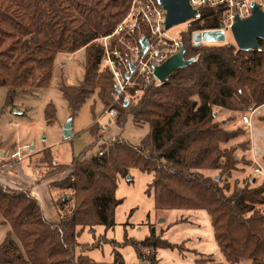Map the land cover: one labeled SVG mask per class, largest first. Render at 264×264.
Listing matches in <instances>:
<instances>
[{
	"label": "trees",
	"instance_id": "16d2710c",
	"mask_svg": "<svg viewBox=\"0 0 264 264\" xmlns=\"http://www.w3.org/2000/svg\"><path fill=\"white\" fill-rule=\"evenodd\" d=\"M130 0H0V86L7 88L5 104L27 90L48 88L57 53L85 50V68L77 86L61 84L59 90L74 116L97 88L105 106L113 90L110 73L99 74L102 47L97 40L112 31L124 16ZM212 10L193 21L180 41L184 58L195 60L176 68L159 86H150L116 105L115 123L122 127L127 115L134 124L146 123L148 133L138 145L115 138L99 145L95 155L73 156L58 170L69 175L49 187L67 191L55 201L59 223H48L29 189H12L0 182V214L8 231L0 243V264H123L96 262L82 254L77 227L114 225L118 176L129 169L151 173L147 191L153 193L156 209L204 210L210 217L213 237L225 262L199 264H264V180L229 191L227 185L206 176L202 170L230 172L241 160L235 149L224 148L244 134L242 127L226 129L215 120V108L235 112L264 103V39L258 48L240 50L235 44H202L196 31L219 29ZM51 123L55 109L44 110ZM235 118V117H233ZM227 123V120H225ZM93 133L92 129L90 130ZM247 141L239 146L246 147ZM34 157L29 164L52 167L51 153ZM38 158V159H37ZM220 158L226 159L220 163ZM58 171V172H60ZM138 262L156 264L141 251L172 248L174 244L150 235L129 241Z\"/></svg>",
	"mask_w": 264,
	"mask_h": 264
},
{
	"label": "rangeland",
	"instance_id": "374dc122",
	"mask_svg": "<svg viewBox=\"0 0 264 264\" xmlns=\"http://www.w3.org/2000/svg\"><path fill=\"white\" fill-rule=\"evenodd\" d=\"M185 29L186 25L181 23L172 27L170 33L177 35L179 32L185 31ZM206 34H212V39L204 41L203 37ZM193 36L196 42L202 44L226 45L235 43L230 29L225 28L196 31ZM95 41L100 43L99 40ZM104 65L101 66L99 64V74L107 71ZM84 68V49L57 53L49 87L27 90L29 93H26L27 91L22 92L13 101V106L10 105L14 107L10 115L13 121L22 122L17 128L19 132L18 144H28L25 149V156L34 152L29 149L30 146L35 148L45 147L36 155H32L33 158H44L45 155H41L44 150H48L51 153V165L53 164L57 171L50 173L52 167L42 164V167L37 169V173L33 174L38 175L37 181H35L36 184H39V187H48L53 206L59 215V220L60 214L55 206V201L56 199L59 200L67 191L58 187L51 189L49 185L62 181L70 173V170H58L59 166L69 163L73 156L82 152L85 158L95 155L99 145L110 139L118 138L130 144L138 145L149 130V126L146 123L134 124L131 115H127L122 127L118 126L115 123L119 116V111L116 107L118 116L111 123L107 122V131H101L99 125L96 124L97 118L110 104H121L123 97L118 98V101H116L113 99L111 91H109L110 104L105 106L99 98V90L97 88L79 111L72 116L68 110L67 101L59 90V86L61 84L77 86L83 79ZM6 90V87L0 86V109L5 101ZM142 91H139L133 97ZM124 95L128 99L130 98L127 94ZM48 103H51L55 109V116L51 123L46 121L44 115V110ZM10 106L7 108L10 109ZM248 110L249 108L246 111L235 112L217 107L215 108L214 122H218L226 129L235 128L241 125V116L245 115ZM15 112L22 113L18 114ZM2 115H9V110L3 111ZM69 118L72 119L73 135L65 139L63 137V125ZM225 120H227V123ZM251 120H253L254 124L259 121V126L264 125L263 121L257 117H252ZM0 123H3V119L0 120ZM91 129L93 133L90 132ZM244 138L245 136L242 134L228 143L221 144L220 151L224 148H236L235 158L241 160L236 164L235 169L224 173L218 168L202 170L206 176H215V179L219 180L221 185H227L230 192L250 184L252 178L257 179L253 184H258L264 179L253 172V165L250 168L251 164L245 154L246 147L239 146L244 141ZM32 156L29 159L18 160L19 162H7L9 165L14 163L18 165L15 168H9L10 173L15 174L16 172L19 174V168L27 169L29 168L27 167L28 165L34 167L31 162L29 164ZM225 160L220 158V163H224ZM151 181L152 174L140 171L138 168L129 169L126 176H118L115 195L118 199H121V203L115 209L114 225L111 228H106L102 225L87 226L83 229L77 227V230L80 231L77 241L80 244L82 254L87 255L93 261L106 263L115 262V258L118 255L123 264H135L138 262L137 254L129 241L143 240L153 230L155 236H159L174 244L172 248H156L155 251L143 249L141 251L143 258L153 257L156 259V264H199L197 260L225 262L214 240L210 217L206 211L200 209H156L152 189L147 191ZM247 263L248 260H244L239 264Z\"/></svg>",
	"mask_w": 264,
	"mask_h": 264
},
{
	"label": "built area",
	"instance_id": "2783aa9c",
	"mask_svg": "<svg viewBox=\"0 0 264 264\" xmlns=\"http://www.w3.org/2000/svg\"><path fill=\"white\" fill-rule=\"evenodd\" d=\"M195 11L192 18L183 22L186 29L172 35L165 28L166 10L160 0H130L127 11L119 23L106 35L97 40L102 47L100 65L110 73L114 90L113 99L123 97L124 101L150 86L161 82L154 76V68L170 56L176 54L182 46L180 36L188 31L190 24L202 17L206 10H212L218 16L220 28L230 29L236 18L244 19L252 13V3L264 10V0H188ZM146 38L147 46L143 51L142 39ZM133 66V68H131ZM252 108L241 116L242 122L251 124ZM118 116L115 104L102 111L96 124L101 131H107L108 123ZM27 145L18 146L11 158L21 160L25 156ZM255 174L264 177V171L256 165L252 168Z\"/></svg>",
	"mask_w": 264,
	"mask_h": 264
},
{
	"label": "crops",
	"instance_id": "0c3cea01",
	"mask_svg": "<svg viewBox=\"0 0 264 264\" xmlns=\"http://www.w3.org/2000/svg\"><path fill=\"white\" fill-rule=\"evenodd\" d=\"M26 93L29 92L27 91ZM6 94H7V90H6ZM17 97H19V94L16 97H14L13 100L7 105L13 106V101ZM7 105H5V101H4L3 107L0 109V117H4V118H0V120L3 119V123L2 124L0 123V165L2 166V167L0 166V182L12 189H29L30 194L33 197H35L36 200L38 201L45 220L49 223H57L59 221V215L53 206L48 187L46 186L45 188L39 187V184H36L38 175L36 176L33 173L36 174L38 168L30 167V165H28L27 167L29 168L27 169H24L23 167L19 168L20 170L19 174L16 172L15 174H11L10 173L11 171H9L10 170L9 168H15L18 165L17 163L9 165L7 162L11 163L14 161L17 162L20 161L11 158V153L18 146H23L28 144L27 143L18 144L19 132L17 128L18 126H20V124H22V122L13 121L12 116L10 115L12 114V108L14 107L10 106L11 108L8 109ZM251 108L253 111L251 114V119L252 117H257L258 119H261L264 123V103L257 107H251ZM6 110H9V115H2V112ZM15 113L19 114L22 112H15ZM239 127L245 129V132L243 134L245 138L243 140L247 141L245 154L247 155L248 161L251 164L250 168L252 167V165L253 167L258 165L264 171V125L259 126V121H257L254 124L253 120H251V124L249 126L241 122V125H239ZM43 148L45 149V147L35 148L34 146H30L29 149H32L34 152L28 156L26 155L27 157L24 156L23 159H27V158L29 159L32 155H36ZM253 179L254 181L257 180L256 178ZM8 231H11V227L5 221V219L0 216V243L3 241L4 236ZM247 264H249V261Z\"/></svg>",
	"mask_w": 264,
	"mask_h": 264
},
{
	"label": "water",
	"instance_id": "95a60500",
	"mask_svg": "<svg viewBox=\"0 0 264 264\" xmlns=\"http://www.w3.org/2000/svg\"><path fill=\"white\" fill-rule=\"evenodd\" d=\"M160 3L166 10L165 28H169L189 20L195 13L189 5L188 0H160ZM230 32L234 39V44L238 49H257L258 39H264V10L258 9L255 3H252L251 15L244 19L236 18L230 28ZM212 37V34H206L204 35L203 40H211ZM142 45L144 51L147 46L146 38L142 39ZM184 52V47H181L176 54L170 56L163 63L154 68V76L159 82H164L168 75L176 68L184 67L195 60L194 57L185 59ZM131 68H133V66H131ZM214 115H216L215 112ZM72 135V119L69 118L63 125V137L68 139ZM252 180L254 181V179Z\"/></svg>",
	"mask_w": 264,
	"mask_h": 264
},
{
	"label": "bare ground",
	"instance_id": "6f19581e",
	"mask_svg": "<svg viewBox=\"0 0 264 264\" xmlns=\"http://www.w3.org/2000/svg\"><path fill=\"white\" fill-rule=\"evenodd\" d=\"M31 150V149H30Z\"/></svg>",
	"mask_w": 264,
	"mask_h": 264
}]
</instances>
